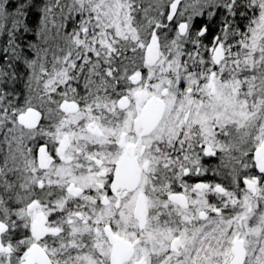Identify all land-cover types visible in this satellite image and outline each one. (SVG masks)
Instances as JSON below:
<instances>
[{
  "label": "snow or ice",
  "instance_id": "obj_1",
  "mask_svg": "<svg viewBox=\"0 0 264 264\" xmlns=\"http://www.w3.org/2000/svg\"><path fill=\"white\" fill-rule=\"evenodd\" d=\"M0 264H264V0H0Z\"/></svg>",
  "mask_w": 264,
  "mask_h": 264
}]
</instances>
